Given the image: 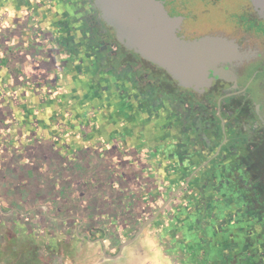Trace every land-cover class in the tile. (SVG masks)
Here are the masks:
<instances>
[{
  "label": "flooded vegetation",
  "instance_id": "obj_1",
  "mask_svg": "<svg viewBox=\"0 0 264 264\" xmlns=\"http://www.w3.org/2000/svg\"><path fill=\"white\" fill-rule=\"evenodd\" d=\"M160 1L169 16L178 18L180 36L229 38L241 55L217 63L207 85L184 86L125 47L94 0L65 2L62 36L71 51H78L87 81L126 102L123 118L139 121L134 130L164 147L160 162L191 164L198 168L192 176L200 178L203 168L212 173L207 175L214 177L211 193L219 200L206 208L213 215L221 211L215 223L250 238L247 252L229 249L227 264H263L264 7L251 0Z\"/></svg>",
  "mask_w": 264,
  "mask_h": 264
},
{
  "label": "rangeland",
  "instance_id": "obj_2",
  "mask_svg": "<svg viewBox=\"0 0 264 264\" xmlns=\"http://www.w3.org/2000/svg\"><path fill=\"white\" fill-rule=\"evenodd\" d=\"M66 64L64 70L55 67L56 71L47 68L45 72L30 66L38 84L33 89L46 91L55 100L68 99L63 107L67 114L62 118L54 113L57 117L50 124L54 135L37 119L14 121L0 115V264H115L103 259L102 245L93 240L100 238L106 251L114 254L159 207L135 199L133 215L120 212L112 217L98 212L100 203L109 210L114 202L95 200L92 179L97 165L106 161L108 165L117 153L120 160L128 154L141 160L136 145L154 144L139 131L133 134L131 130L141 123L123 118L129 111L126 102L99 90L95 83H83L89 81L88 76ZM27 91L31 93L32 87ZM36 127L38 131H34ZM101 148L103 153L98 150ZM155 158L148 159L153 163ZM102 173L110 176L109 167H103ZM151 206L148 213L143 209ZM176 207H163L142 229L148 246L154 248L150 258L156 264H173L183 254L189 261L186 250L181 253L184 248L173 242L180 239L173 235L179 227L172 228L179 212ZM141 211L144 214L138 215ZM183 236V240L195 239L187 232ZM173 244L177 245L176 254H166ZM232 250L236 251L231 249L232 254ZM246 264H250L248 260Z\"/></svg>",
  "mask_w": 264,
  "mask_h": 264
},
{
  "label": "crops",
  "instance_id": "obj_3",
  "mask_svg": "<svg viewBox=\"0 0 264 264\" xmlns=\"http://www.w3.org/2000/svg\"><path fill=\"white\" fill-rule=\"evenodd\" d=\"M66 1L71 0H0L1 118L14 121L37 119L46 125L43 129L51 131L52 135H54L55 129L50 124H54V118L57 117L54 113H58V116L63 118L68 111L63 109L64 105L68 104V99L64 101V98L60 97L55 100L46 91L37 92L33 86L38 84L30 71L33 66L39 67L40 72H45L47 68L54 71L55 67L64 70L63 65L67 62L66 66H73L77 73L83 72L84 66L82 67L76 60L78 51H71L62 36L64 26L62 10ZM87 82L83 81V83ZM39 84L43 85V83ZM30 86L32 87L31 93L27 91ZM57 105L58 107H56ZM58 118L59 121L63 120ZM35 124L37 125V123ZM34 131H38V127ZM131 131L135 134L136 130L132 129ZM88 134L90 135V133ZM136 147L141 149V160H135L134 155L130 154L126 155L124 160H120L117 153L115 154L116 159H111L108 165L107 161L97 165L98 169L92 179L95 184V190H93L95 200L103 201V203L112 201L114 207L108 210L100 203L101 206L98 210L96 204L95 212L98 210L101 214L106 213L112 217L123 212L124 215L130 216L134 214L135 199L138 202L143 201L147 204H154L153 206H159L153 216L156 212L160 211L161 213L164 209L177 206L179 212L175 222L173 221L172 228L179 227L173 235L174 237L179 236L180 239L175 238L173 242L180 243L178 245L184 248L181 253L186 250L184 252L189 254L190 258L189 261H185L184 255L186 254L179 255L176 260H173V264H227L225 256L228 255L229 249L242 248L243 252H247L245 241L250 238L245 239L243 232H233L231 226L215 223L216 220L221 219V211L213 215L207 209L214 206L219 200V198L217 200L213 198L216 193H211L213 190L211 183L214 184V177L207 176L212 175L209 173V169H202V172L204 170L202 176H205L203 190L198 193V196H195L202 176L200 178L197 173L195 176L192 174L198 168L195 169L191 164H163L159 159L163 155L164 147L162 148L159 144L141 143ZM98 150L101 153L105 151L102 148ZM151 154L158 157L159 161L152 163L150 161ZM101 157L104 158V154ZM149 157L150 159H148ZM103 167H109L110 176H105L102 173ZM222 190L224 191V187L219 192ZM220 198L222 199V197ZM176 203L178 204L175 205ZM173 204L174 206H172ZM150 208L152 206L143 209L148 213ZM161 208L162 210H160ZM142 214H144L143 211L138 215ZM149 219L151 217L147 220ZM216 224L219 226L215 228ZM185 232L190 236L193 235L195 239H181ZM94 241L102 245L104 260L109 258L115 264H156L150 258L151 247L148 246L143 230L140 236L132 242L126 243L121 248L119 246L114 254L106 251L104 241L100 238ZM154 244L158 247L157 242ZM175 244L170 246L171 249L165 251L166 254H176L175 247L177 245Z\"/></svg>",
  "mask_w": 264,
  "mask_h": 264
},
{
  "label": "water",
  "instance_id": "obj_4",
  "mask_svg": "<svg viewBox=\"0 0 264 264\" xmlns=\"http://www.w3.org/2000/svg\"><path fill=\"white\" fill-rule=\"evenodd\" d=\"M251 1L264 7V0ZM94 4L125 47L165 68L184 86L207 85L210 71L217 63L241 55L237 44L229 38L180 36L178 18L169 16L160 0H94ZM155 216L143 223L120 248L132 242Z\"/></svg>",
  "mask_w": 264,
  "mask_h": 264
}]
</instances>
